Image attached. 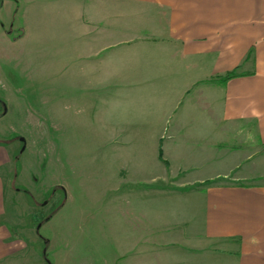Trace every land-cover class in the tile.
<instances>
[{"label": "crops", "instance_id": "crops-1", "mask_svg": "<svg viewBox=\"0 0 264 264\" xmlns=\"http://www.w3.org/2000/svg\"><path fill=\"white\" fill-rule=\"evenodd\" d=\"M53 7L71 77L94 93L95 107L114 103L123 112L99 118L105 133L137 137L144 129L156 144L166 136L168 167L224 181L159 195L123 179L116 197L132 222L123 264H264V0H57ZM252 133L259 147L244 151L237 139ZM194 136L210 154L191 161L180 145ZM15 156L0 139V264H38L5 219ZM175 196L174 207H143Z\"/></svg>", "mask_w": 264, "mask_h": 264}, {"label": "rangeland", "instance_id": "rangeland-1", "mask_svg": "<svg viewBox=\"0 0 264 264\" xmlns=\"http://www.w3.org/2000/svg\"><path fill=\"white\" fill-rule=\"evenodd\" d=\"M56 1L0 0V139L16 152L5 219L23 232L38 264H123L125 227L132 223L124 213L130 208L116 197L123 179H139L136 187L144 194L159 195L224 181L168 167L161 150L166 136L156 144L144 129L137 137L105 133L99 118L108 113L117 119L123 112L114 103L95 107L94 93L71 77L55 38ZM200 137L180 145L185 158L210 154ZM237 142L244 151L259 147L253 133ZM125 160L141 166L120 167ZM176 205L175 196L150 199L143 207ZM130 250L126 258L133 257Z\"/></svg>", "mask_w": 264, "mask_h": 264}, {"label": "trees", "instance_id": "trees-1", "mask_svg": "<svg viewBox=\"0 0 264 264\" xmlns=\"http://www.w3.org/2000/svg\"><path fill=\"white\" fill-rule=\"evenodd\" d=\"M238 75V73L236 72V69L235 70H233V71H230V72H228V73H226L224 76H223V80H228V79H230V78H232V77H235V76H237ZM159 153H160V149H159Z\"/></svg>", "mask_w": 264, "mask_h": 264}, {"label": "water", "instance_id": "water-1", "mask_svg": "<svg viewBox=\"0 0 264 264\" xmlns=\"http://www.w3.org/2000/svg\"><path fill=\"white\" fill-rule=\"evenodd\" d=\"M20 141L24 142V139H23V138H21V139H20ZM23 150H24V147L22 148V151H23Z\"/></svg>", "mask_w": 264, "mask_h": 264}]
</instances>
